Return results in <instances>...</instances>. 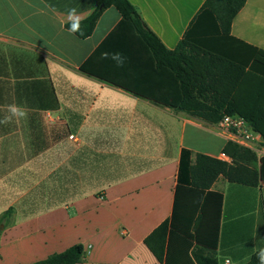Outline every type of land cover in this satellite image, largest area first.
<instances>
[{
  "label": "crops",
  "instance_id": "obj_1",
  "mask_svg": "<svg viewBox=\"0 0 264 264\" xmlns=\"http://www.w3.org/2000/svg\"><path fill=\"white\" fill-rule=\"evenodd\" d=\"M101 1L0 0V119L11 116L8 105L27 109L0 124V264H34L77 245L80 264H197L196 228L204 238L214 232L218 264H248L264 249V151L260 186L220 177L211 191L221 206L212 203L200 223L204 197L177 194L182 150L218 159L229 140L218 124L81 73L121 15L105 10L82 39L67 28L69 10L82 22ZM129 1L175 50L207 0ZM214 39L211 51L254 69L264 0H248L230 36ZM173 217L161 262L145 241Z\"/></svg>",
  "mask_w": 264,
  "mask_h": 264
},
{
  "label": "trees",
  "instance_id": "obj_2",
  "mask_svg": "<svg viewBox=\"0 0 264 264\" xmlns=\"http://www.w3.org/2000/svg\"><path fill=\"white\" fill-rule=\"evenodd\" d=\"M247 1L207 0L199 14L201 21L197 29L194 30L193 23L177 48L169 50L129 0H102L80 22V31L75 34L82 39L91 36L104 11L111 7L117 9L121 20L80 71L138 98L211 124H219L225 115H238L264 139V50L256 49L254 69L247 70L209 49L215 37L230 36L233 21ZM190 34L196 41L192 42ZM223 153L232 159L231 164L188 149L181 153L177 194L180 190H190L201 199L204 197L200 223L212 203L215 209L221 206L222 196L211 191L220 177L230 183L260 186L257 152L229 141ZM174 220L173 217L165 221L145 241L161 262L166 243L175 230ZM195 230L196 241L204 245V249L194 252L196 263L218 264L214 232L209 229L204 238L200 237L198 228ZM207 241L213 245L207 246ZM257 253L248 264H259ZM85 259L84 248L77 245L34 264H80Z\"/></svg>",
  "mask_w": 264,
  "mask_h": 264
},
{
  "label": "built area",
  "instance_id": "obj_3",
  "mask_svg": "<svg viewBox=\"0 0 264 264\" xmlns=\"http://www.w3.org/2000/svg\"><path fill=\"white\" fill-rule=\"evenodd\" d=\"M218 131L223 136L227 137L229 141L235 142L242 147L253 150L259 154L264 151L263 137L255 132L251 125L242 117L238 115H225L222 121L218 124ZM74 139V136L71 137ZM219 160L232 163V159L226 154H220ZM226 261V264H229Z\"/></svg>",
  "mask_w": 264,
  "mask_h": 264
},
{
  "label": "clouds",
  "instance_id": "obj_4",
  "mask_svg": "<svg viewBox=\"0 0 264 264\" xmlns=\"http://www.w3.org/2000/svg\"><path fill=\"white\" fill-rule=\"evenodd\" d=\"M69 20L71 21L70 31L73 33L80 31V16L77 15V11L75 8L69 10ZM106 55V54H104ZM7 110L11 113V116L5 117L4 119H0V124H8L11 122L12 117L23 118L27 113V109L21 105L12 104L7 106ZM259 264H264V249H261L257 253Z\"/></svg>",
  "mask_w": 264,
  "mask_h": 264
},
{
  "label": "rangeland",
  "instance_id": "obj_5",
  "mask_svg": "<svg viewBox=\"0 0 264 264\" xmlns=\"http://www.w3.org/2000/svg\"><path fill=\"white\" fill-rule=\"evenodd\" d=\"M262 148H264V145L262 146Z\"/></svg>",
  "mask_w": 264,
  "mask_h": 264
}]
</instances>
